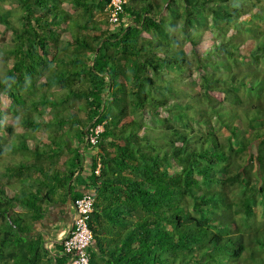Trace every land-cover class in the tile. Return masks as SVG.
Here are the masks:
<instances>
[{
	"label": "trees",
	"instance_id": "obj_1",
	"mask_svg": "<svg viewBox=\"0 0 264 264\" xmlns=\"http://www.w3.org/2000/svg\"><path fill=\"white\" fill-rule=\"evenodd\" d=\"M108 2L0 0V264H69L34 224L87 191V264H264V0Z\"/></svg>",
	"mask_w": 264,
	"mask_h": 264
},
{
	"label": "built area",
	"instance_id": "obj_2",
	"mask_svg": "<svg viewBox=\"0 0 264 264\" xmlns=\"http://www.w3.org/2000/svg\"><path fill=\"white\" fill-rule=\"evenodd\" d=\"M124 0H109L108 19L117 20V13L121 9V3ZM85 139L95 144L97 134L101 131L102 126L97 123L87 126ZM99 162H96L94 172L97 173ZM93 197L90 192H83L80 196L71 200L72 220L71 225L60 237L62 252L66 254L69 264H87L86 248L92 239L91 229L88 226L89 213L92 207Z\"/></svg>",
	"mask_w": 264,
	"mask_h": 264
},
{
	"label": "rangeland",
	"instance_id": "obj_3",
	"mask_svg": "<svg viewBox=\"0 0 264 264\" xmlns=\"http://www.w3.org/2000/svg\"><path fill=\"white\" fill-rule=\"evenodd\" d=\"M3 2L4 3H6V0H3ZM252 2H254V0H252ZM2 5H3V3H2ZM9 5H10V3H9ZM62 6H64V8H68L67 7V5L65 4V3H63L62 4ZM12 12H13V16L11 17V19H12V21L14 22V23H17V21H18V16H17V14H18V12H19V9H17V8H13L12 9ZM106 16V15H105ZM245 17H246V15H244ZM242 17V18H245V17ZM73 29V28H72ZM7 36H9V34H7ZM237 38H240V35H238V37ZM184 48L186 49V50H188L189 49V44L188 43H185V45H184ZM235 54H233L234 56H235V59L236 60H238V59H240L241 57H242V54L244 53V51H243V49H238V48H236L235 49ZM224 61L227 63L228 61H229V59H227V58H224ZM238 61H241V60H238ZM238 68H240V67H237V69ZM232 69V68H231ZM55 90H53V86H51V87H49V90H52L53 92H54V95L55 96H59V95H61L63 92L62 91H57V89L58 88H54ZM70 100V105H69V107H71V109L70 108H66V109H64V106L66 105H63L61 108H60V110L63 112V113H66V112H68L69 111V113L70 112H73V114L77 117V118H79V119H81V120H84L85 119V112L84 111H82L80 108H79V104H80V98H71V99H69ZM8 102H9V100L6 98V96L4 95V94H2L1 92H0V104H1V113H3V115L4 114H6L7 112H6V110H5V106H7L8 105ZM42 108H43V110L44 111H46V112H52V111H54L56 108H57V106H42ZM43 116H45L46 117V115H43ZM6 120H9V121H11L12 119H10V118H6ZM15 124V128H16V130L17 131H21L22 129H23V127H21L20 125H19V123H14ZM64 125V124H63ZM67 124H65L64 126H66ZM63 126V128H65ZM220 133H224V131H219ZM6 150V152L4 153V160H8L12 155H15V156H17L18 155V151H15V152H12V151H10V150H8L7 148L5 149ZM89 156H90V152L87 150V151H85L84 152V161L82 162V166H83V170L80 172V174H79V176H83L84 175V173H86L87 172V170H88V159H89ZM256 167V166H255ZM253 168V167H252ZM260 173V171L258 172V174ZM17 182H20V181H17ZM56 206H57V204H50L49 205V207H48V210H47V212H46V214L48 213V214H52V212H54V209L56 208ZM45 214V215H46Z\"/></svg>",
	"mask_w": 264,
	"mask_h": 264
},
{
	"label": "crops",
	"instance_id": "obj_4",
	"mask_svg": "<svg viewBox=\"0 0 264 264\" xmlns=\"http://www.w3.org/2000/svg\"><path fill=\"white\" fill-rule=\"evenodd\" d=\"M85 181L86 178L83 175L78 180L74 181V185L77 189L82 190ZM71 219V203L65 202L57 204L52 214L47 213L46 216H44L42 220L36 222L34 226H36L37 230L43 231L44 236L49 237L51 240L53 238L59 239V237L70 227Z\"/></svg>",
	"mask_w": 264,
	"mask_h": 264
}]
</instances>
